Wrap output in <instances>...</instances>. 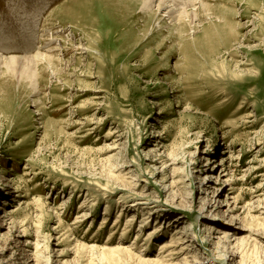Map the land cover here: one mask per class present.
I'll return each instance as SVG.
<instances>
[{
	"label": "rangeland",
	"instance_id": "1",
	"mask_svg": "<svg viewBox=\"0 0 264 264\" xmlns=\"http://www.w3.org/2000/svg\"><path fill=\"white\" fill-rule=\"evenodd\" d=\"M176 1L0 0V264H264V0Z\"/></svg>",
	"mask_w": 264,
	"mask_h": 264
},
{
	"label": "bare ground",
	"instance_id": "2",
	"mask_svg": "<svg viewBox=\"0 0 264 264\" xmlns=\"http://www.w3.org/2000/svg\"><path fill=\"white\" fill-rule=\"evenodd\" d=\"M140 2V5L142 7V11L146 14V13H149L150 11H152L153 7H157V12L160 11V12H166V15L167 17H169V19H172L173 21L175 20H183L184 19V16L188 15V14H191L190 10H188V8H193L195 7V3H186V2H179V1H176V0H139ZM203 3V2H202ZM202 6V5H201ZM204 6V5H203ZM63 8V7H62ZM179 8V9H178ZM194 9V8H193ZM204 9H207V7ZM179 11V12H178ZM55 13V12H54ZM53 13V14H54ZM176 14H179V16H176ZM194 14V13H193ZM148 15V14H147ZM193 16V15H192ZM92 18V17H91ZM187 18V17H186ZM194 19V18H192ZM90 20V19H89ZM92 20V19H91ZM85 21V20H84ZM34 34V33H33ZM35 35V34H34ZM207 35H208V32H207ZM24 38V37H23ZM32 41V40H31ZM34 41V40H33ZM32 41V42H33ZM28 42V41H27ZM28 45V43H27ZM30 46V45H28ZM25 47V46H24ZM9 51V50H8ZM34 58H36L37 60H41V59H45V61L47 62H50L52 61V58L49 56H42L41 54L40 55H37L35 56ZM3 58L0 56V62ZM21 59H24V58H10V59H4V61H9V62H14V61H17V60H21ZM29 60V59H28ZM34 61V60H33ZM44 61V60H43ZM3 62V61H2ZM39 62V61H38ZM223 172L220 173V175L222 174ZM223 176H226V174H223ZM209 179H212L211 176L207 175L206 178ZM201 181V180H200ZM204 181V180H203ZM209 184V183H208ZM208 190V188L206 189V191ZM220 203V202H218ZM134 206V204L132 205ZM204 210V208L202 209ZM209 212V211H208ZM207 212V213H208ZM212 212V211H211ZM209 212V213H211ZM123 214L121 212H119V217L122 216ZM206 218L204 220V222H211L210 220H208V215H205ZM208 218V219H207ZM130 221V219L128 220ZM119 223V219H117V221L115 222V225ZM211 226V227H210ZM197 228H201V225L199 222H191L189 224H186L184 226L183 231H179V228L176 227L174 229V233L177 235V239L176 241H173L171 240L170 243L168 244H165V245H162V249H166V255L161 259V260H154V261H150L149 259H145V255H136V254H133V252L126 248V249H117L118 251H126L128 252L129 254H133V258H137L139 259L141 262H144V263H148V264H163L165 263L166 261L169 262L170 259L173 258L174 255L176 254H179V253H189L191 252L192 250V246L191 244H189V237L190 234L192 232H194L195 229ZM181 229V230H182ZM203 231V236H202V240L200 241H203L205 239H209L210 241L212 240L213 238V232H216L217 230H215V228H213V225H207L205 224L204 226H202L201 228ZM155 234V233H154ZM183 234V235H181ZM175 235V236H176ZM154 236V235H153ZM174 237V236H173ZM176 238V237H175ZM209 241V242H210ZM177 245H179V247H177ZM145 256V257H144ZM167 258H169V260H166Z\"/></svg>",
	"mask_w": 264,
	"mask_h": 264
}]
</instances>
